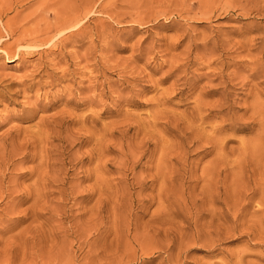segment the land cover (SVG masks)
<instances>
[{"label": "rangeland", "instance_id": "1", "mask_svg": "<svg viewBox=\"0 0 264 264\" xmlns=\"http://www.w3.org/2000/svg\"><path fill=\"white\" fill-rule=\"evenodd\" d=\"M239 258L264 264V0H0V264Z\"/></svg>", "mask_w": 264, "mask_h": 264}, {"label": "bare ground", "instance_id": "2", "mask_svg": "<svg viewBox=\"0 0 264 264\" xmlns=\"http://www.w3.org/2000/svg\"><path fill=\"white\" fill-rule=\"evenodd\" d=\"M45 4H46V2H45ZM61 4H63V3H61ZM44 5V4H43ZM51 4H49V6H50ZM60 4L58 3V6H59ZM63 6V5H62ZM48 7V6H47ZM56 7H57V5H56ZM60 7H61V5H60ZM66 7V6H65ZM64 7V8H65ZM88 7V6H87ZM86 7V8H87ZM39 8V7H38ZM50 8H53L52 6H50ZM62 9V8H60L61 9V12L59 11L58 12V14H60V13H64V12H62V10L63 11H66L65 9ZM54 9V8H53ZM89 9H90V7H89ZM47 10H48V8H47ZM73 10H75V9H73ZM58 11V10H57ZM80 11V10H79ZM66 12H68V10L66 11ZM48 13V12H47ZM46 13V14H47ZM75 13H77L76 11H75ZM86 13V12H85ZM44 14V13H43ZM58 14H55V23L53 24V27L51 28H48V31H46L45 32V36L46 37H44L43 39H38V38H36L35 40H33V42H34V44H36V46H38L37 44H39V45H44V44H47V43H49V41L51 40L50 38V34L52 33V32H55L56 34H61L62 32H65V31H69V32H73L74 30H76L77 29V27L80 25V23H81V14H76V15H74V16H72L71 14H70V12H69V15H67V17H63V16H60V15H64V14H60V15H58ZM91 14V13H90ZM89 15V14H88ZM87 15V16H88ZM34 17V16H33ZM32 17V18H33ZM31 18V17H30ZM16 19H17V17H16ZM20 19V17L18 18V20ZM23 20H25V18L24 19H22V21ZM15 21V20H14ZM17 21V20H16ZM15 21V22H16ZM21 21V20H20ZM20 21H18V22H20ZM21 21V22H22ZM47 22H48V20H46ZM93 21V20H92ZM12 24V27H14V25H13V23H15V22H13V19H12V21H10ZM21 22H20V24H21ZM23 23V22H22ZM52 23H53V20H52ZM89 23V22H88ZM16 24V23H15ZM19 24V23H18ZM19 24V25H20ZM25 25V24H24ZM23 25V26H24ZM46 26V25H45ZM49 26V25H48ZM6 27H8L7 26V24H6ZM11 27V26H10ZM24 28H26V27H24ZM23 28V29H24ZM7 29H9V28H7ZM14 29V28H13ZM20 29H22V28H20ZM51 29V30H50ZM12 30V29H11ZM16 30V29H15ZM26 30V29H25ZM19 31V30H18ZM27 31V30H26ZM29 31V30H28ZM94 31V30H93ZM15 32V31H14ZM23 33H24V31H22ZM22 32H19L20 34H18V35H22ZM30 32V31H29ZM40 32V31H39ZM31 34H32V32H31ZM18 38V37H17ZM54 38H55V36H54ZM16 39V38H15ZM34 39V38H33ZM90 40H92V38L90 39ZM16 41V40H15ZM30 41H32V40H30ZM64 41V40H63ZM66 41V40H65ZM64 41V42H65ZM29 42V41H28ZM29 44V43H28ZM12 45V44H11ZM61 45V44H60ZM104 45V44H103ZM29 47H32V46H30L29 45ZM35 47V46H34ZM43 47V46H42ZM4 48V47H3ZM17 48V47H16ZM6 49V48H5ZM8 50V49H7ZM20 50V49H19ZM10 52V51H9ZM8 52V53H9ZM185 66V65H184ZM178 69V68H177ZM180 69V68H179ZM184 69V68H183ZM178 71V70H177ZM263 71V70H262ZM256 73V72H255ZM263 74V73H262ZM254 76V75H253ZM51 78V77H50ZM57 80V79H56ZM223 81V80H222ZM48 85V84H47ZM221 87V86H220ZM219 88V87H218ZM221 89V88H220ZM223 89V88H222ZM218 90V89H217ZM224 90V89H223ZM228 91V90H227ZM221 94H222V92H221ZM203 120V119H202ZM205 121V120H204ZM221 129V128H220ZM219 135V134H218ZM219 142V141H218ZM220 144V143H219ZM216 145H217V142H216ZM219 146V145H218ZM219 148V147H218ZM263 149V148H262ZM248 192V191H247ZM260 205V204H259ZM257 213V212H256ZM248 225V224H247ZM263 236V235H262ZM143 249V248H142ZM242 259V258H241ZM240 258H239V260H241ZM136 261V260H135ZM238 263V262H237ZM241 264H242V260H241V262H240Z\"/></svg>", "mask_w": 264, "mask_h": 264}]
</instances>
